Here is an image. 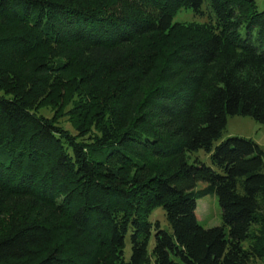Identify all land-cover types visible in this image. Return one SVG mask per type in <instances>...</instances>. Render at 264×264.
<instances>
[{"label": "trees", "instance_id": "1", "mask_svg": "<svg viewBox=\"0 0 264 264\" xmlns=\"http://www.w3.org/2000/svg\"><path fill=\"white\" fill-rule=\"evenodd\" d=\"M229 115L264 123L256 0H0V264H262L264 150Z\"/></svg>", "mask_w": 264, "mask_h": 264}, {"label": "rangeland", "instance_id": "2", "mask_svg": "<svg viewBox=\"0 0 264 264\" xmlns=\"http://www.w3.org/2000/svg\"><path fill=\"white\" fill-rule=\"evenodd\" d=\"M258 9L264 11V0H256ZM206 17L203 15H195L192 9H182L180 10L174 17V22H191L198 21L204 22L206 21ZM241 32L244 34L245 29L241 28ZM42 112L46 115L51 116L53 111L52 108H43ZM63 125L75 133V129L72 124L63 119ZM230 136H244L248 138H252L255 140L264 150V123H261L250 116L244 115H229L228 116V124L227 129L223 135L222 139H225ZM221 140L217 141L218 144ZM196 158L201 159L203 162L207 164H211L210 155L204 151H196L191 157L190 161L194 162ZM207 186V183L200 182L198 184V189L204 188ZM197 215L199 222L205 227H213L222 224V211L220 207V203L216 194H208L198 200L197 207ZM150 220L155 222L159 221L163 227H169L168 222L166 220V215L163 207H157L151 214ZM154 236L150 239L149 250L152 251L154 245ZM131 256V241L128 236L126 239V248H125V258L129 260ZM178 264H184L180 258H176ZM152 264H155L153 261ZM264 264V261L262 262Z\"/></svg>", "mask_w": 264, "mask_h": 264}]
</instances>
